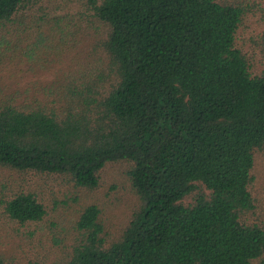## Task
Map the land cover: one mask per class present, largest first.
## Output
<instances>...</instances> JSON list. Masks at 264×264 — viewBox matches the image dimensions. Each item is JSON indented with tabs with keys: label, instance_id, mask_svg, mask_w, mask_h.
I'll use <instances>...</instances> for the list:
<instances>
[{
	"label": "trees",
	"instance_id": "obj_1",
	"mask_svg": "<svg viewBox=\"0 0 264 264\" xmlns=\"http://www.w3.org/2000/svg\"><path fill=\"white\" fill-rule=\"evenodd\" d=\"M80 1L55 15L45 0H0V169L94 190L125 162L140 203L117 240L84 207L63 264H264V225L248 220L264 151V32L239 42L250 5ZM81 43L75 73L19 85V65L49 70ZM4 213L26 225L47 210L20 192ZM0 264L17 263L0 251Z\"/></svg>",
	"mask_w": 264,
	"mask_h": 264
},
{
	"label": "rangeland",
	"instance_id": "obj_2",
	"mask_svg": "<svg viewBox=\"0 0 264 264\" xmlns=\"http://www.w3.org/2000/svg\"><path fill=\"white\" fill-rule=\"evenodd\" d=\"M244 1L250 5V11L240 30L239 42L245 45L246 50H250L253 39L264 32V0ZM45 6L55 15H66L72 11L71 8L76 12L81 11L84 3L80 0H45ZM86 56L85 44H70L68 55L60 63L54 62V55L49 57L53 61L49 70L34 73L28 67L19 65L21 75L26 76L18 83L24 88L30 81L40 84L47 81V85L57 75L67 71L75 73L76 64L73 61L86 59ZM0 75H10V72L1 70ZM128 170L129 165L125 162L108 164L100 174L99 187L87 190L76 189L57 176L0 169V251L17 264H63V259L74 243L75 220L84 207L93 204L101 210L100 219L108 240H117L128 225L132 213L140 206L131 189ZM254 176L252 190L255 209L248 215V220L264 225V151L256 153ZM20 192H32L38 196L47 210L43 221L21 225L5 215L4 202L14 193ZM190 201L191 198L187 203Z\"/></svg>",
	"mask_w": 264,
	"mask_h": 264
}]
</instances>
